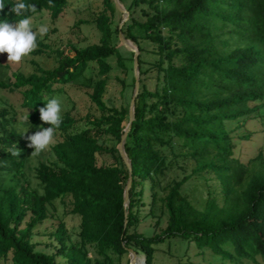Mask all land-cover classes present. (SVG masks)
Instances as JSON below:
<instances>
[{"label": "trees", "instance_id": "obj_1", "mask_svg": "<svg viewBox=\"0 0 264 264\" xmlns=\"http://www.w3.org/2000/svg\"><path fill=\"white\" fill-rule=\"evenodd\" d=\"M70 1L20 0L36 10L17 16L11 13L17 0H5L0 21L15 24L45 10L57 19ZM126 8L130 18L123 34L140 52V93L125 145L133 166L128 208L124 189L129 171L119 143L131 102L126 108H109L103 99L107 78L85 83L101 116L89 121L87 129L57 140L52 147L56 162L35 168L37 186L26 172L34 149L28 148L25 137L49 127L40 126L39 109L54 93V85L83 80L90 63H97L98 74L106 76L114 55L124 66L112 44L119 34V24L112 29V18L120 10L114 0H104L95 23L99 44L71 45L69 53H59L57 69H39L30 76L16 73L11 82L0 83V89L21 92L31 126L24 136L9 130L15 116L9 117L5 108L0 112V259L59 264L60 256L67 264H122L127 248H132L145 256L146 264H155L158 246L178 238L221 257L222 264L259 259L264 264V154L260 150L247 162L239 156L241 142L250 139L241 129L261 118L264 107V0H132ZM145 43L155 56L150 63L156 71L153 90L141 79L146 72ZM131 88L132 97L134 75ZM74 124L67 115L57 131L67 132ZM106 135L115 146L102 142ZM103 153L113 162L99 165ZM189 162L194 167L185 175ZM174 170L183 171L182 177L166 183ZM58 199H70L72 213L81 218L79 241L71 240L61 222L53 234L58 249L51 254L37 250L32 238ZM148 205L142 216L141 208ZM29 215L31 221L23 228ZM164 217L167 226L161 233L147 237L139 232L142 221L153 218L160 227Z\"/></svg>", "mask_w": 264, "mask_h": 264}, {"label": "rangeland", "instance_id": "obj_2", "mask_svg": "<svg viewBox=\"0 0 264 264\" xmlns=\"http://www.w3.org/2000/svg\"><path fill=\"white\" fill-rule=\"evenodd\" d=\"M125 6H130L132 0H122ZM104 10V0H72L66 7L65 11L54 19L49 11H43L31 18L32 29L38 33V29L41 26H47L48 31L42 37L37 35L38 47L27 57H25L20 63H8L7 54H0V83H9L14 80L16 73H22L26 76H30L33 73L39 74V69L55 70L60 65V52L67 54L70 52L69 47L71 45H77L78 47H87L89 45L99 44L101 39V33L96 27V20L98 16ZM122 14L117 12L112 18V29L115 32L118 24L122 18ZM136 17L144 20L140 13L135 14ZM80 21L83 23L80 24ZM112 44L116 45L118 51L123 57L124 66L118 63L117 56H112L108 59V63L112 69L106 76L99 75V66L97 63H90L88 69L84 73L83 80L76 81L70 84L61 85L59 83L54 85V93L48 94L45 97L46 103L53 99H59L62 106V118L67 115L75 119V124L67 132H56V140H63L68 134L77 133L84 129H87L91 125L89 121L101 116V112L96 105L91 101L90 94L92 88L85 86L86 81L93 80V84L100 80L107 78L108 83L104 94V101L109 108H126L131 102L132 97V81L134 71H132V54L131 52L122 46L119 34H114ZM144 46L148 48V53L144 54L146 61L145 74L141 77L145 85L153 90L156 84V71L151 66L154 57L150 51L152 47L150 44L145 43ZM0 99L4 104H0V112L3 109L9 111V117L14 115L15 118L12 121L9 130H16L21 135H26L31 126L27 123V114L30 112L27 108L22 106L23 95L21 92H11L9 89H0ZM46 103L44 107L46 106ZM262 117L256 120H249L246 123L245 128L241 129V132L249 133L250 139L242 141L239 147V156L242 161L247 162L249 159L255 157L260 150L264 154V107L261 111ZM44 123L40 119V126ZM125 125L128 121L124 122ZM102 142L107 145L108 148L115 146L116 142L111 136H104ZM54 143V144H55ZM53 145L49 150L40 153L39 155H32L26 172L31 179V185L37 186V180L35 179V168L40 163L52 164L56 162V157L52 150ZM113 159L107 153L100 155V163H112ZM194 164L189 162L185 164V175L192 172ZM183 171H172L167 179L166 183L172 179L182 177ZM195 185L192 184L190 189ZM202 186V185H200ZM150 192H146L145 201L149 202ZM71 200L58 199L53 203V207L49 208L48 219L43 223L38 224L34 229V236L32 241L35 248L39 251L54 254L58 249V242L55 240L53 234L57 230L61 222H65L67 229L71 235V240L74 242L79 241V232L81 218L72 213ZM149 211V205L141 208V215L144 216ZM31 221V216L27 217V220L23 223L22 227H26ZM156 219L148 218L142 221L139 232L145 236L150 237L154 233H161L167 226V217H164L160 227H156ZM91 249V248H90ZM94 251L91 249L90 257H94ZM117 258L116 255H114ZM140 258H145L144 255L139 254ZM59 264H67V261L58 257ZM130 261V253L128 252L122 258V264H127ZM258 263L251 261H245L244 264H261V260ZM225 262L221 257L212 254L209 250H200L195 243L190 241H184L178 238H172L161 244L157 248L155 256V264H222ZM0 264L7 263L5 259H0Z\"/></svg>", "mask_w": 264, "mask_h": 264}, {"label": "clouds", "instance_id": "obj_3", "mask_svg": "<svg viewBox=\"0 0 264 264\" xmlns=\"http://www.w3.org/2000/svg\"><path fill=\"white\" fill-rule=\"evenodd\" d=\"M5 9V0H0V13ZM35 11V5H26L20 0L11 7V13L17 16L27 11ZM48 31L47 26L38 29L42 37ZM37 32L32 29L31 17L20 19L15 24L0 21V54H7L8 63H20L29 56L37 47ZM40 119L49 127H42L35 133L28 135V148L34 149L32 155L49 150L56 140V131L62 124V106L59 99L53 98L46 103L45 107L39 109ZM18 152V151H17Z\"/></svg>", "mask_w": 264, "mask_h": 264}, {"label": "water", "instance_id": "obj_4", "mask_svg": "<svg viewBox=\"0 0 264 264\" xmlns=\"http://www.w3.org/2000/svg\"><path fill=\"white\" fill-rule=\"evenodd\" d=\"M114 3L120 10L121 14L123 15L121 23L119 24V38H120L121 44L123 47L128 49L130 52L134 53L135 88H134V92H133V96H132V100H131L130 108H129V118L130 119H129L128 124L125 127L124 133L119 143V152L129 171V178L125 186V189H124V204L128 208L130 204V190L133 185V166L126 152L125 145H126L128 135L131 131L132 124L135 121L136 99L140 93V65H139L140 52H139L138 47L134 44V42L127 39L125 35L123 34V27L130 18L129 11L127 10L126 6L121 2V0H114ZM127 224H128V212H126L125 226H127ZM127 251L130 253L129 264H136L139 259V254L132 248H127ZM143 263L146 264L145 258L143 259Z\"/></svg>", "mask_w": 264, "mask_h": 264}, {"label": "bare ground", "instance_id": "obj_5", "mask_svg": "<svg viewBox=\"0 0 264 264\" xmlns=\"http://www.w3.org/2000/svg\"><path fill=\"white\" fill-rule=\"evenodd\" d=\"M136 264H144V263H143V258H140V257H139V259H138V261H137Z\"/></svg>", "mask_w": 264, "mask_h": 264}]
</instances>
